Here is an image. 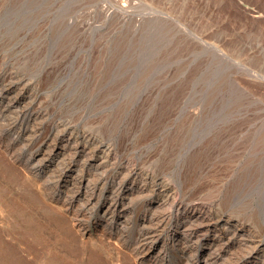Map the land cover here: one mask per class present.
<instances>
[{"label": "rangeland", "instance_id": "obj_1", "mask_svg": "<svg viewBox=\"0 0 264 264\" xmlns=\"http://www.w3.org/2000/svg\"><path fill=\"white\" fill-rule=\"evenodd\" d=\"M0 74L24 77L49 119L98 133L123 167L264 231V0H0ZM25 174L0 147V264H135Z\"/></svg>", "mask_w": 264, "mask_h": 264}, {"label": "bare ground", "instance_id": "obj_2", "mask_svg": "<svg viewBox=\"0 0 264 264\" xmlns=\"http://www.w3.org/2000/svg\"><path fill=\"white\" fill-rule=\"evenodd\" d=\"M34 88L24 77L0 74V147L33 187L71 215L82 235L93 223L102 227L135 264H220L222 256L223 264H264L257 220L218 209L206 197L185 198L144 165L127 161L123 167L98 133L49 119ZM129 228L135 234L126 238ZM169 239L178 244L170 246ZM223 247L224 255L215 257Z\"/></svg>", "mask_w": 264, "mask_h": 264}]
</instances>
